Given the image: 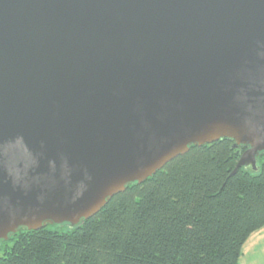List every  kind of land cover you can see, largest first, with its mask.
I'll list each match as a JSON object with an SVG mask.
<instances>
[{"label": "water", "instance_id": "95a60500", "mask_svg": "<svg viewBox=\"0 0 264 264\" xmlns=\"http://www.w3.org/2000/svg\"><path fill=\"white\" fill-rule=\"evenodd\" d=\"M219 138L256 169L264 0H0V240Z\"/></svg>", "mask_w": 264, "mask_h": 264}, {"label": "trees", "instance_id": "16d2710c", "mask_svg": "<svg viewBox=\"0 0 264 264\" xmlns=\"http://www.w3.org/2000/svg\"><path fill=\"white\" fill-rule=\"evenodd\" d=\"M230 138L189 145L141 183H129L71 226L18 228L0 240V264H238L264 226V151Z\"/></svg>", "mask_w": 264, "mask_h": 264}, {"label": "crops", "instance_id": "0c3cea01", "mask_svg": "<svg viewBox=\"0 0 264 264\" xmlns=\"http://www.w3.org/2000/svg\"><path fill=\"white\" fill-rule=\"evenodd\" d=\"M238 264H264V226L244 242Z\"/></svg>", "mask_w": 264, "mask_h": 264}]
</instances>
